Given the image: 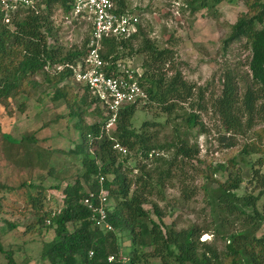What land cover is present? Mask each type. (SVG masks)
Segmentation results:
<instances>
[{"label": "trees", "instance_id": "obj_1", "mask_svg": "<svg viewBox=\"0 0 264 264\" xmlns=\"http://www.w3.org/2000/svg\"><path fill=\"white\" fill-rule=\"evenodd\" d=\"M31 1L13 10L8 22L0 5V103L7 105L19 95L29 96L41 86L51 88L50 98L61 101L66 109L58 117L68 118L78 137L67 149L41 147L47 154L37 155L45 177L55 182L48 188L61 194L59 207L46 201L52 196L42 182H0V213L8 207L28 218L24 232L53 231L51 238L43 240L39 255L48 264H264V233H259L264 225V0H181L192 13L212 9L223 1L245 6L222 45L224 49L233 40H245L250 50V82L239 91L233 76L226 73L212 107L226 131L234 135L252 132L228 159V165L216 163L203 175L209 224L190 223L181 228L163 221L150 195L154 191L162 194L174 166L198 153L190 130L201 122L195 110L202 105H197L198 109L192 105L195 93L201 94L200 87L186 80L173 64L172 50L150 40L137 24V31L129 37L104 39L101 57L108 73H121L119 61L143 54L141 72L132 74L145 98L122 107L111 128L106 127L109 116L101 112L98 96L87 86H78L80 95L74 93L69 81L72 69L66 64H75L86 55L88 37L68 49L56 41L53 9L58 7L67 14L71 0ZM113 1L118 11H127L129 0ZM133 40L139 41L137 47ZM56 65L64 66L57 70ZM92 104H96L92 111L100 119L86 123L84 113ZM151 104L167 114L166 123L172 127L168 141H159V123L155 121L133 125L138 106ZM183 104H190L192 111L184 110L179 113L180 120L174 121L172 114H178ZM256 118L263 125L253 129ZM6 137L13 144L40 146L34 135L23 134L17 140ZM163 151L172 152V156L164 157ZM151 163L155 164L148 166ZM226 166L235 172L224 180L213 178ZM242 185L244 191L239 194ZM101 189L107 191L109 204L107 221L112 229L107 231L93 225L91 211L82 202L89 193L96 200ZM181 197L189 199L186 187L182 186ZM145 204H151V209ZM4 221L8 229L20 224ZM207 231L213 239L200 240V234ZM116 232H124L129 241L122 250ZM0 254L5 260L0 264H17L14 251L5 249L1 241ZM110 254L112 260L107 259Z\"/></svg>", "mask_w": 264, "mask_h": 264}, {"label": "rangeland", "instance_id": "obj_2", "mask_svg": "<svg viewBox=\"0 0 264 264\" xmlns=\"http://www.w3.org/2000/svg\"><path fill=\"white\" fill-rule=\"evenodd\" d=\"M245 10L242 3L231 4L221 2L212 9H202L195 13L183 5L181 0H129L127 11L137 17L145 35L155 41L160 47H169L173 64L180 69L184 78L200 87L201 94L193 96V106L203 108L195 110L200 123L193 127L192 142L197 144L198 153L193 159L183 160L180 166H174L173 177L163 186L162 194L155 191L150 195V200L159 208L165 223H174L176 228H181L196 223L209 224L208 209L204 201L203 175L216 163L228 165V159L237 153L240 145L251 135V131L241 134H232L226 131L219 115L212 107V100L219 95L223 87L226 73L233 76L239 91L250 82L248 60L250 50L243 38L233 40L223 49L222 41L230 31V25L236 20L238 14ZM63 11L54 7L51 19L56 31V41L68 49L72 45H80L89 36L90 24L85 19L65 20ZM169 41V42H167ZM139 41L133 40V47ZM144 55L137 54L118 62V69L125 68L130 72L140 73ZM74 93L81 94L82 90L71 82ZM51 88L41 86L31 95H19L10 99L7 105L0 103V182L16 185L19 182H34L46 187L54 184L51 177H45V172L40 169L43 163L37 160V155L45 157L44 149H67L69 142L77 140L78 134L71 126L68 118L58 117L65 114L66 109L61 101L50 98ZM198 92V89H196ZM143 101L140 102L142 104ZM101 112L107 115L104 105L98 103ZM96 104L86 108L84 119L86 123L99 120L92 109ZM138 106L134 116L133 125L139 127L143 121H155L159 128V141H168L172 136V127L166 123L167 114L161 112L156 105L146 108ZM184 110L192 111L190 104H183L182 108L172 114L174 121L180 120L179 113ZM263 124L256 118L253 129ZM111 128V126H110ZM109 128V129H110ZM23 134L34 135L40 146L13 144L7 135L17 140ZM234 142L233 145H230ZM37 145V144H36ZM44 149H42V148ZM172 152H161L164 157L170 158ZM151 163L148 166H152ZM177 164V163H176ZM133 165V162H131ZM133 170V174L137 173ZM235 169L226 166V170L217 171L213 178L224 180L228 173ZM132 173L129 176L133 175ZM186 187L190 193L187 200L181 197V188ZM243 185L237 192L242 194ZM47 193L52 197L46 201L53 208L61 205V194L55 188H48ZM151 204L145 208L151 209ZM154 218H156L154 216ZM20 222L16 228L8 229L4 220ZM28 218L15 210L4 207L0 213V241L5 249L14 251L17 264H48L40 258V250L44 239L51 238V229L38 232H24V225ZM117 233L120 250L128 246V239L124 232ZM264 233V225L259 230ZM200 240L210 241L213 236L210 231L202 232ZM222 242L217 245L222 247ZM0 261H5L0 254Z\"/></svg>", "mask_w": 264, "mask_h": 264}, {"label": "built area", "instance_id": "obj_3", "mask_svg": "<svg viewBox=\"0 0 264 264\" xmlns=\"http://www.w3.org/2000/svg\"><path fill=\"white\" fill-rule=\"evenodd\" d=\"M31 3V0H0L4 21H9L13 10ZM71 5L70 11L64 15L65 20L85 19L91 30L86 44V55L75 64H66L72 69L69 81L77 86H87L98 96L109 116L106 127H110L122 107L145 98V94L138 86L133 72L125 68L119 70L121 73L106 71L107 63L101 57L103 40L129 37L137 31L138 20L128 11H118L113 0H71ZM63 66L56 65L55 68L60 70ZM96 197L94 200L92 193H89L82 202L90 209L94 226L103 231L111 230L112 225L107 221V191L101 189ZM113 258L112 254L107 257L108 260Z\"/></svg>", "mask_w": 264, "mask_h": 264}]
</instances>
